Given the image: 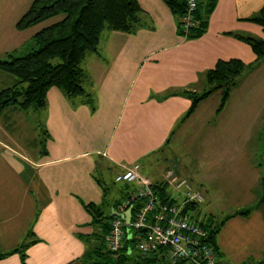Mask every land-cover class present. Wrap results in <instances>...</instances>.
<instances>
[{"label": "crops", "instance_id": "crops-1", "mask_svg": "<svg viewBox=\"0 0 264 264\" xmlns=\"http://www.w3.org/2000/svg\"><path fill=\"white\" fill-rule=\"evenodd\" d=\"M32 1L0 0V58L25 48L41 29L16 27ZM139 2L148 16L147 25L134 34L105 30L99 51L85 58V86L94 108L84 97L69 98L58 87L51 88L44 108L49 133L40 137V150L34 155L31 110L12 105L0 114V264H95L85 254L98 244L94 234L100 227L92 223L85 204L99 205L108 196L102 170L113 169L117 177L123 165L161 146L174 126L175 113L191 105L186 90L207 89L205 74L219 59L240 58L247 64L256 60L252 47L233 33L264 38L259 24L245 20L261 9L264 0H218L207 32L188 40L177 34L176 18L163 0ZM143 65L150 70L131 104L133 88L128 84L139 78ZM262 69L264 61L249 73ZM0 71L10 77L9 82L15 81ZM149 83L157 92L150 99L151 107L143 108L141 100L151 96ZM174 87L186 89L163 93ZM256 215L248 231L236 235L223 229L218 234L221 261L264 264V215ZM231 221L228 231L235 226Z\"/></svg>", "mask_w": 264, "mask_h": 264}, {"label": "rangeland", "instance_id": "rangeland-1", "mask_svg": "<svg viewBox=\"0 0 264 264\" xmlns=\"http://www.w3.org/2000/svg\"><path fill=\"white\" fill-rule=\"evenodd\" d=\"M62 17L51 18L36 28L40 29ZM32 46L33 37L27 42L25 48L19 49L14 55L20 56L30 51ZM2 53L3 50L0 48V56L3 55ZM54 62H59V59H55ZM148 68L149 65L141 66L139 78L132 84H128V87L132 85L133 88L130 93L131 104H134V96L140 89L142 78L146 77L147 71L150 70ZM250 71L249 69L244 73L241 79L244 81H241L239 88L233 90L222 111L217 112L222 99L221 91H218L203 100L199 104L200 107L198 106L199 108L190 116H187L190 107L175 113L172 120L176 118L173 122L174 126L164 143L140 155L135 161L142 167L141 173L153 182L158 181L162 185L167 182L168 185L164 187L166 193L176 194L179 204L186 197L187 185H182L177 191L165 177L169 171H173L178 183L186 180L187 184L201 190L206 199L193 205L194 207L190 206L189 210L201 214L203 223L209 225V229L217 228L215 234L217 239L219 233L223 234V229L228 234L236 235L240 231L241 233L248 231L256 220V214L264 215V69L252 74L249 73ZM2 74L7 75L0 71V91L13 84L9 82L10 77L5 76L6 78L3 79ZM21 85L19 88L23 90ZM206 85L208 86L207 83ZM26 86L27 83L24 82L23 87ZM85 87L87 89V86ZM148 87L151 96L147 100H141L143 108L147 104V107H151L150 99L157 92L155 84L149 83ZM183 89L186 88L174 87L163 93L179 92ZM30 115L35 121L34 129L36 128L34 133L36 152L31 154L34 155L40 150L39 143L42 141L40 137L44 135L43 129L48 130L46 128L47 113L44 109H39L31 110ZM138 118L136 116L134 119ZM45 147L46 145L43 148ZM242 164L247 165L244 167ZM102 171L104 173L102 182L108 196L103 201H99V208L103 210L106 217L103 221L107 224L108 215H111L114 210L113 204L116 201H124L128 193L139 187V182L137 180L117 181L116 172L113 169ZM237 215L236 219H232ZM240 217L247 219L242 221ZM229 220H233L231 224H235L231 231L226 228L230 224ZM131 244L132 252L126 254L137 258L138 249L134 242L131 241ZM238 249H240L239 246ZM128 263L129 261L126 260L120 264Z\"/></svg>", "mask_w": 264, "mask_h": 264}, {"label": "trees", "instance_id": "trees-1", "mask_svg": "<svg viewBox=\"0 0 264 264\" xmlns=\"http://www.w3.org/2000/svg\"><path fill=\"white\" fill-rule=\"evenodd\" d=\"M163 1L176 18L177 34L187 40L200 38L207 32L210 17L218 3V0H200L188 24V0ZM57 16L63 17L42 27L34 34L30 51L23 52L24 54L20 56L10 52L6 57L0 58V69L15 78L12 85L0 91V114L12 105H17L25 111L46 108L48 93L53 87L61 89L69 98L84 97L85 103H89L94 108V98L85 87L88 75L83 61L89 53L99 51L102 32L105 29L134 34L147 25L148 18L139 0H33L17 21L16 27L24 30ZM245 20L259 24L264 31V2L259 11ZM233 35L252 47L257 55L256 60L247 64L240 58L219 59L205 74L207 89L201 92L186 90L187 96L191 99L187 116L193 114L203 100L219 90L222 91V99L217 112L222 111L233 90L240 85L244 73L258 67L264 61V38L236 33ZM55 59H59V62H54ZM24 82L27 83L26 87H23ZM20 84L23 90L19 88ZM43 133L49 132L43 129ZM160 186L154 185V189L167 197L168 194L164 189L166 184L163 185V191H160ZM85 207L92 216V223L100 228L103 227L94 234L98 244L96 243L85 254L90 262L120 264L127 260L128 264H163L168 261L165 250L154 252L147 257L141 254L137 258L127 256L131 240L127 241V246L118 255V259H113L106 240L112 215H108V222L105 224L103 220L106 217L99 205L90 202L85 204ZM189 209L190 207L187 208V212ZM195 216L198 218L201 214L195 213ZM201 224L209 227L203 223V219ZM210 231L211 242L218 251L215 242L217 228ZM26 245V243L22 244L14 251L21 250ZM25 257L26 254L23 252V260Z\"/></svg>", "mask_w": 264, "mask_h": 264}, {"label": "built area", "instance_id": "built-area-1", "mask_svg": "<svg viewBox=\"0 0 264 264\" xmlns=\"http://www.w3.org/2000/svg\"><path fill=\"white\" fill-rule=\"evenodd\" d=\"M200 0H188V24L192 12ZM124 171L117 175V181L139 182V187L126 195L114 208L107 234L108 250L113 259L127 246V241H134L139 254L147 257L154 252L165 250L171 264H226L219 259L218 251L211 242V231L201 224L193 211L187 208L203 202L204 193L187 184L186 180L178 183L173 171L167 178L175 189L186 184V197L181 204L177 195L162 196L154 189L149 177L144 176L138 163L123 165ZM130 219L127 222V213ZM132 252L133 246L128 245Z\"/></svg>", "mask_w": 264, "mask_h": 264}, {"label": "water", "instance_id": "water-1", "mask_svg": "<svg viewBox=\"0 0 264 264\" xmlns=\"http://www.w3.org/2000/svg\"><path fill=\"white\" fill-rule=\"evenodd\" d=\"M126 216H127V217H126V218H127V222H129V219H130V212H128Z\"/></svg>", "mask_w": 264, "mask_h": 264}]
</instances>
